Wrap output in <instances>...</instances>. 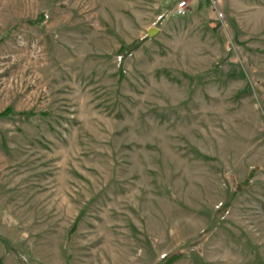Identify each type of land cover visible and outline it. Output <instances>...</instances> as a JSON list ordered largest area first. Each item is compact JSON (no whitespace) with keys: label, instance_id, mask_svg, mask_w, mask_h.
<instances>
[{"label":"rangeland","instance_id":"rangeland-1","mask_svg":"<svg viewBox=\"0 0 264 264\" xmlns=\"http://www.w3.org/2000/svg\"><path fill=\"white\" fill-rule=\"evenodd\" d=\"M186 1L0 0V264H264V0Z\"/></svg>","mask_w":264,"mask_h":264},{"label":"built area","instance_id":"built-area-1","mask_svg":"<svg viewBox=\"0 0 264 264\" xmlns=\"http://www.w3.org/2000/svg\"><path fill=\"white\" fill-rule=\"evenodd\" d=\"M188 10V3L186 0H179L175 5L174 14L177 16H184Z\"/></svg>","mask_w":264,"mask_h":264},{"label":"water","instance_id":"water-1","mask_svg":"<svg viewBox=\"0 0 264 264\" xmlns=\"http://www.w3.org/2000/svg\"><path fill=\"white\" fill-rule=\"evenodd\" d=\"M157 32V29H155V28H151V29H149V31H148V36H153L155 33Z\"/></svg>","mask_w":264,"mask_h":264}]
</instances>
